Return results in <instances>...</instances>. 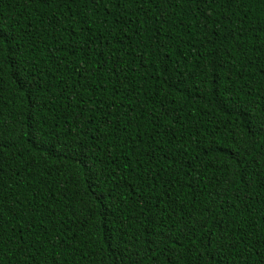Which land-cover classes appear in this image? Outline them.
Listing matches in <instances>:
<instances>
[{"label": "trees", "instance_id": "16d2710c", "mask_svg": "<svg viewBox=\"0 0 264 264\" xmlns=\"http://www.w3.org/2000/svg\"><path fill=\"white\" fill-rule=\"evenodd\" d=\"M0 264H264V0H0Z\"/></svg>", "mask_w": 264, "mask_h": 264}]
</instances>
